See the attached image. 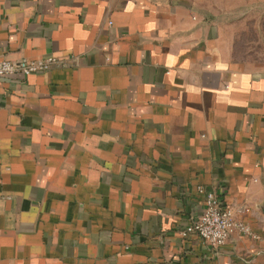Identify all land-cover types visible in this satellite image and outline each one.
Segmentation results:
<instances>
[{"label": "crops", "instance_id": "0c3cea01", "mask_svg": "<svg viewBox=\"0 0 264 264\" xmlns=\"http://www.w3.org/2000/svg\"><path fill=\"white\" fill-rule=\"evenodd\" d=\"M0 264H264V0H0ZM213 190L253 236L185 235Z\"/></svg>", "mask_w": 264, "mask_h": 264}, {"label": "built area", "instance_id": "2783aa9c", "mask_svg": "<svg viewBox=\"0 0 264 264\" xmlns=\"http://www.w3.org/2000/svg\"><path fill=\"white\" fill-rule=\"evenodd\" d=\"M62 64L63 62L56 57L17 62L2 60L0 61V81L16 76L27 79L35 73L48 72ZM244 212H246L245 208L237 211L224 207L216 192L208 190L205 192V208L202 216L186 230L185 235L195 234L213 248L225 245L234 232L253 236L251 226L240 215Z\"/></svg>", "mask_w": 264, "mask_h": 264}]
</instances>
